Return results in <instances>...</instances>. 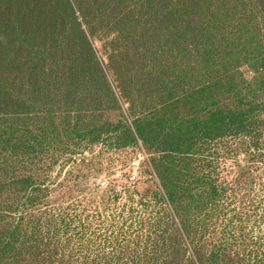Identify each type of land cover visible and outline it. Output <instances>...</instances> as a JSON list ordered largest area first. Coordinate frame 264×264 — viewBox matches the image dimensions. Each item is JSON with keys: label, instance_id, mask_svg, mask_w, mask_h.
I'll return each mask as SVG.
<instances>
[{"label": "rangeland", "instance_id": "obj_1", "mask_svg": "<svg viewBox=\"0 0 264 264\" xmlns=\"http://www.w3.org/2000/svg\"><path fill=\"white\" fill-rule=\"evenodd\" d=\"M248 12L0 0V91L16 94L0 101V264H264V25ZM211 95L246 127L197 129ZM131 100L185 142L144 145Z\"/></svg>", "mask_w": 264, "mask_h": 264}, {"label": "trees", "instance_id": "obj_2", "mask_svg": "<svg viewBox=\"0 0 264 264\" xmlns=\"http://www.w3.org/2000/svg\"><path fill=\"white\" fill-rule=\"evenodd\" d=\"M240 4L242 6H244L245 8H249V12H248V18L253 21V22H257L256 20H259L261 22V24L264 25V0H239ZM245 10V9H244ZM261 45L262 43L264 44V41H260ZM262 47V46H261ZM264 52V50L260 51L259 53H256V56H259L258 61H256L255 63H263L264 64V57L262 55V53ZM246 54H249L246 53ZM258 54V55H257ZM255 55V51L252 53V56ZM1 62H3V60L0 59ZM254 67V66H253ZM3 80L1 82H5L7 80V76L2 77ZM230 81L226 82V84H228ZM260 83V82H258ZM210 89L214 88V82H209ZM264 84V83H261ZM207 89H204V92H206ZM230 91H235V94L237 96V98L240 97V87L239 86H234L233 88H230L229 86V92ZM12 95L16 96L15 93L11 92L10 90L6 89L5 87H3V89L0 91V101L4 98L6 99H11ZM208 99H211L212 101H208L207 100V106L209 108H213L215 107V109L210 113L209 117L207 119H201L198 115L195 118V114H193L192 118L193 120L191 121L192 123H194V126H196L197 129L200 128L201 125L204 126L205 129L209 130L208 127L209 126H225L227 124H225V120H232L234 123H236V127H246L241 120V116L240 114H234L233 112H229L226 111L224 109H220L217 108L216 106L218 105L216 100L214 99V97L211 95L210 97H208ZM252 99V98H251ZM193 104H195L196 109H197V113H199V106L202 103H206L204 100H199V99H193ZM132 100L130 102V110H129V116H131L133 118L132 120V124L134 126V130H136V132L138 133L140 140H142V142L144 143V145H147L149 141H151L154 145L155 143H158L159 148H165V149H169L168 145L169 143L171 144V149H177L178 145H182L185 141L184 139H182L181 135L183 133L181 128H176L173 129V132L167 133V135L162 136L163 134H159V132H157L158 129H160L161 127L164 128V123H162V120L160 119L161 116H159V113H151L149 115L146 114H142L141 116L137 117V112L135 111L134 106L132 105ZM254 108H256L254 106ZM177 116V115H176ZM181 116V115H180ZM179 117L180 122L182 121V118ZM195 118V119H194ZM184 120V119H183ZM184 122L187 124V122L184 120ZM120 124L124 125L125 127H127V138L129 140V142H133L131 140H136L135 137L132 136L131 131L128 129V126L126 125L127 123H124V121H120ZM182 126V124H180V127ZM158 128V129H157ZM244 129V128H243ZM147 132H151L153 133V138L148 137L147 136ZM169 132V131H168ZM201 133V132H200ZM210 133L206 132V135H209ZM171 139V141H170ZM180 143V144H179ZM161 173H163L164 170L162 165H161ZM168 172V175H167ZM162 179V182L165 184V186L167 187V191H168V198L169 201L174 202L175 201V193L173 191V187L170 186V181L173 180L172 176H171V172L166 171L162 176H160ZM213 193H216V189L214 188V190H212Z\"/></svg>", "mask_w": 264, "mask_h": 264}]
</instances>
